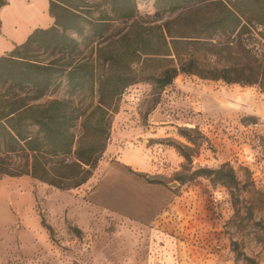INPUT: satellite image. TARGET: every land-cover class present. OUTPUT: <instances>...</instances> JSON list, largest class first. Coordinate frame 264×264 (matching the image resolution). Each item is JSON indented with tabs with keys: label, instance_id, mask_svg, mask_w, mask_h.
<instances>
[{
	"label": "rangeland",
	"instance_id": "obj_1",
	"mask_svg": "<svg viewBox=\"0 0 264 264\" xmlns=\"http://www.w3.org/2000/svg\"><path fill=\"white\" fill-rule=\"evenodd\" d=\"M70 1L109 27L101 43L88 30L72 33L78 46L71 57L87 62L85 79L98 78L112 54V69L123 68L134 47L152 59L117 98L105 150L84 183L59 189L28 175H0V264H245L238 252L264 264V91L259 83L181 71L164 87L155 79L176 64L160 53L162 35L171 39L165 29L174 34L179 23L186 40L197 42L204 69L233 66L246 80L240 68L248 66L255 74L264 56V27L256 23L264 20V0L237 3L253 21L240 35L212 33V7L178 22L155 0H136L131 19L114 16L110 0ZM28 2L8 0L0 55L18 45L5 37L16 22L30 12L42 20L43 1ZM87 86L74 89L58 74L39 101L72 100L82 111L98 100L97 82ZM130 145L144 149L148 171L121 160ZM221 165L233 169L237 189L196 173Z\"/></svg>",
	"mask_w": 264,
	"mask_h": 264
},
{
	"label": "trees",
	"instance_id": "obj_2",
	"mask_svg": "<svg viewBox=\"0 0 264 264\" xmlns=\"http://www.w3.org/2000/svg\"><path fill=\"white\" fill-rule=\"evenodd\" d=\"M135 1L110 0L113 15L133 18ZM239 1L155 0V4L163 12L175 14L172 19L178 22L193 17L203 7H212L208 29L219 35H240L253 21L237 6ZM6 3L7 0H0V8ZM48 12L54 19L52 25L35 28L22 43L0 55V175H28L59 189H69L90 177L105 150L117 98L127 86L140 80L138 72L152 57L151 52L134 47L133 58L124 61L123 68L113 70L116 60L112 54L104 62V72L94 80L91 73L88 81L84 76L87 62L71 57L78 46L72 33L83 35L88 30L91 39L101 43L106 40L108 22L83 15L70 0H50ZM256 23L264 27V20ZM184 26L179 23L174 34L166 28L165 33L171 38L168 42L162 35L164 50L160 54L173 56L169 59H175L176 64L165 67L155 78L159 86L168 85L181 71L227 83H259L264 91V56L255 74L248 66L240 68L241 73H249L246 80L236 76L238 69L233 66L204 69L194 54L193 45L197 42L186 40L188 36L181 32ZM58 74H64L69 85L78 90L97 82L96 104L79 111L72 100L40 102ZM197 171L232 191L238 187L229 166ZM232 197L234 202L238 200L233 192ZM240 256L245 264H262L239 252L235 259Z\"/></svg>",
	"mask_w": 264,
	"mask_h": 264
},
{
	"label": "crops",
	"instance_id": "obj_3",
	"mask_svg": "<svg viewBox=\"0 0 264 264\" xmlns=\"http://www.w3.org/2000/svg\"><path fill=\"white\" fill-rule=\"evenodd\" d=\"M31 3H26V8H29L34 5L35 2L40 0H30ZM43 4L45 5L44 10L42 11V14L40 17H42V20H39L37 18V14H27L24 20L22 22H16L14 25L13 30L6 31L7 34H5L6 39L11 40V44H19L20 42L24 41L27 36L35 29V28H46L53 24V17L48 12V5L50 0H42ZM8 2V0H7ZM8 3H6L4 6L0 8V19L3 22V11L7 8ZM43 8V7H42ZM19 23V25H17ZM3 29V28H2ZM9 32V33H8ZM21 40V41H20ZM147 154L144 152V149L141 146H135L130 145L125 147L121 152V160L128 166L133 167L137 171L145 172L149 169V162L147 161ZM169 159L171 161L177 160L174 157V154L169 151Z\"/></svg>",
	"mask_w": 264,
	"mask_h": 264
}]
</instances>
